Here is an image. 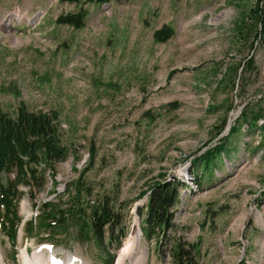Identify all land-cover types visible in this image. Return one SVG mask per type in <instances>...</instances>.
Listing matches in <instances>:
<instances>
[{
  "label": "rangeland",
  "instance_id": "obj_1",
  "mask_svg": "<svg viewBox=\"0 0 264 264\" xmlns=\"http://www.w3.org/2000/svg\"><path fill=\"white\" fill-rule=\"evenodd\" d=\"M250 4L0 0V107L10 110L21 99L30 109L55 108L78 155L56 164L55 183L47 177L37 201L54 195L51 185L60 191L93 147L86 176L100 190L117 192L129 228L119 248L108 244L109 252L117 256L135 222L139 226L143 213L136 207L146 194L138 191L168 172L189 184L180 190L173 219L184 225L186 238L199 240L200 264H233L241 257L264 264V122L246 127L239 120L229 150L215 155V165L204 170L189 161L225 132H215L225 103L234 104L231 119L245 102L264 109V38L254 41L251 31L242 39L236 29ZM79 5L87 9L81 26L55 22ZM164 23L172 34L154 40L152 31ZM249 55L255 68H241L236 88L226 84L231 65ZM19 213L23 219L35 213L26 195ZM45 230L36 226L28 234L20 224L14 258L0 240V264H25L24 250H42L44 261L51 250L59 259L70 251L88 264L104 263L91 237L79 240L70 227L37 242ZM140 240L141 249L148 248L145 263L160 264L153 240Z\"/></svg>",
  "mask_w": 264,
  "mask_h": 264
},
{
  "label": "trees",
  "instance_id": "obj_2",
  "mask_svg": "<svg viewBox=\"0 0 264 264\" xmlns=\"http://www.w3.org/2000/svg\"><path fill=\"white\" fill-rule=\"evenodd\" d=\"M62 1L79 3L84 0ZM95 1L102 3L109 0ZM86 14L87 9L79 5L74 11L57 15L55 22L79 27ZM236 29L242 39L251 31L254 41L264 38V0H251L248 8L241 13ZM171 34L172 27L165 23L152 31L153 39L160 41ZM241 68H255L251 55L231 65L225 83L236 88ZM217 105L208 107L212 109ZM255 105L245 102L231 119L228 111L233 109L234 104L232 100L225 103V114L215 125L216 136L224 130L230 118L229 126L213 143H209L212 140L210 138L206 146L191 156L189 161L204 170L211 164L215 165V155L229 150L239 120L250 127L261 118L259 126H262L264 109ZM69 154L73 160L78 158L62 132L55 108L30 109L21 99L10 110L0 107V240L7 241L12 258L15 257L17 229L21 224L28 234L36 226L46 229L44 235H38L37 242H41L45 236L53 237L57 231H66L71 227L77 239L91 237L94 240L103 255V264L114 263L116 253L109 252L108 244L119 248L129 228L123 221L125 207L118 200L117 192L111 188L100 190L86 176L94 158L93 147L88 149L87 157L79 167L73 165L77 173L60 191L51 185L49 191L54 192L51 198L36 199L47 177L55 183V166ZM184 187L188 189L189 184L175 174L159 172L157 178L138 191L140 197L146 194L144 202L136 207L138 213H143L139 221L141 235L146 240H153L160 264H200L199 240L186 238L184 225L173 219V206ZM262 194L264 197V191ZM23 195L32 201L36 213L22 220L19 200ZM233 264L246 262L241 257Z\"/></svg>",
  "mask_w": 264,
  "mask_h": 264
},
{
  "label": "bare ground",
  "instance_id": "obj_3",
  "mask_svg": "<svg viewBox=\"0 0 264 264\" xmlns=\"http://www.w3.org/2000/svg\"><path fill=\"white\" fill-rule=\"evenodd\" d=\"M140 239L141 233L138 222H135L132 232L129 234L124 245L119 249L117 256H115L116 259L114 264H146L148 248L141 249ZM43 247L46 248L47 246H42V248ZM50 252L52 253L51 250H49V254H51ZM22 254L24 257L21 255V260H25V264H43L39 263V260L44 262V264H50L49 258H47V261H44L42 250H36L33 254L24 250ZM1 260L2 257L0 255V263ZM55 260L60 264H88L87 261L70 251L64 253L63 259L55 258Z\"/></svg>",
  "mask_w": 264,
  "mask_h": 264
},
{
  "label": "water",
  "instance_id": "obj_4",
  "mask_svg": "<svg viewBox=\"0 0 264 264\" xmlns=\"http://www.w3.org/2000/svg\"><path fill=\"white\" fill-rule=\"evenodd\" d=\"M229 120H230V118H229ZM229 120L227 121V123H226V125H225V127L227 128L228 126H229ZM134 217H133V219H132V221H134ZM132 223V222H131Z\"/></svg>",
  "mask_w": 264,
  "mask_h": 264
}]
</instances>
